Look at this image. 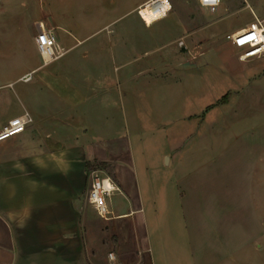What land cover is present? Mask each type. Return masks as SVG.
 I'll list each match as a JSON object with an SVG mask.
<instances>
[{
  "label": "crops",
  "instance_id": "crops-1",
  "mask_svg": "<svg viewBox=\"0 0 264 264\" xmlns=\"http://www.w3.org/2000/svg\"><path fill=\"white\" fill-rule=\"evenodd\" d=\"M9 13L13 8L0 9V129L24 111L33 121L0 146V264H97L90 255L84 212L94 210L87 192L89 164L95 163L114 167V181L122 191L114 197L124 204L117 210L112 199L111 207L116 218L131 221L137 245L130 264H263L250 256L251 247L260 256L262 244L258 248L252 243L264 237L256 223L264 219L262 142L252 144L259 146L240 166L250 192L240 200L235 216L224 180L231 167L206 164L194 168L193 176L175 167V175L165 183V202H172L173 213L158 214L156 200L149 197L150 183L143 189L133 170L131 141L115 127L119 103L134 105L121 87L130 78L129 70L121 74L112 69L119 60L128 65L122 55L126 46L113 39L111 44L110 38L92 42L93 30L76 37L69 18L53 9L27 8L19 17ZM40 22L66 50L48 64L40 62L35 43ZM15 36L26 67L18 66L19 52L11 50ZM74 37L75 44L70 42ZM80 42L90 43L84 52L67 56ZM27 73H32L28 82L36 78L34 84L4 90ZM15 74L20 75L8 81ZM106 264L122 262L116 256Z\"/></svg>",
  "mask_w": 264,
  "mask_h": 264
},
{
  "label": "rangeland",
  "instance_id": "rangeland-1",
  "mask_svg": "<svg viewBox=\"0 0 264 264\" xmlns=\"http://www.w3.org/2000/svg\"><path fill=\"white\" fill-rule=\"evenodd\" d=\"M148 1L0 0V9L13 8L14 13H9L13 17L21 16L27 8L53 9L69 18L76 37L83 38L85 32L93 30L97 32L92 42L110 38L111 44L113 39L122 44L121 48L125 45L122 55L128 65L119 60L112 69L121 74L124 68L129 70L130 78L121 87L134 105L119 103L114 109L118 113L115 127L131 141L133 170L143 189L150 183L149 197L156 200L157 213L165 215L173 208L172 202L169 206L165 202V183L175 175V167L193 176L197 173L194 168L206 164L231 167L224 180L235 216L240 200L250 192L240 166L250 150L259 146L252 144L262 142L258 149L264 150V56L241 60L242 49L232 45L228 35L254 21L252 12L263 19L264 0H222L213 8L200 7L195 0H170L171 11L153 24L144 23L134 9ZM12 32L15 35L18 30ZM75 39L70 38V42L75 44ZM87 44L78 43L67 56L84 52ZM10 47L19 52L18 66L26 67L16 36L11 38ZM19 75L8 81H15ZM35 81L18 80L13 88L4 90H23ZM195 155L200 158H193ZM124 164L127 171L128 164ZM96 168L114 180L113 165L95 163L89 172ZM112 199L117 210L124 204L117 197ZM84 212L93 261L106 264L113 252L122 264H130L137 249L131 221L105 220L86 208ZM256 223L264 230V219ZM252 244L262 252L257 257L255 253L260 252L251 247L252 260L264 264V237Z\"/></svg>",
  "mask_w": 264,
  "mask_h": 264
},
{
  "label": "built area",
  "instance_id": "built-area-1",
  "mask_svg": "<svg viewBox=\"0 0 264 264\" xmlns=\"http://www.w3.org/2000/svg\"><path fill=\"white\" fill-rule=\"evenodd\" d=\"M195 1L200 7L213 8L220 6L222 0ZM148 2H159V10H162L160 19L166 17L172 9L170 0H150ZM139 8L138 14L140 12ZM252 14L254 21L248 26L238 29L228 35L232 45L242 49L239 56L241 60L264 56V18H259L254 12H252ZM35 43L44 64L56 60L66 52V50L57 43L54 33L50 31L43 22L39 23ZM31 79L32 73H27L19 78V80L24 82H28ZM9 86H12V84H9ZM32 121L33 118L27 111L11 118L0 129V142L25 131ZM121 192L120 186L109 175L104 174L102 170L96 168L89 172L87 201L100 218L110 220L117 217L110 202L115 194ZM108 258L111 262L116 261V256L113 252L108 254Z\"/></svg>",
  "mask_w": 264,
  "mask_h": 264
},
{
  "label": "bare ground",
  "instance_id": "bare-ground-1",
  "mask_svg": "<svg viewBox=\"0 0 264 264\" xmlns=\"http://www.w3.org/2000/svg\"><path fill=\"white\" fill-rule=\"evenodd\" d=\"M158 6V7H157ZM139 16L147 24H153L154 22L160 20L162 16V10H159V2L151 3L148 2L139 8Z\"/></svg>",
  "mask_w": 264,
  "mask_h": 264
},
{
  "label": "trees",
  "instance_id": "trees-1",
  "mask_svg": "<svg viewBox=\"0 0 264 264\" xmlns=\"http://www.w3.org/2000/svg\"><path fill=\"white\" fill-rule=\"evenodd\" d=\"M89 166L91 167L92 165H91V164H89Z\"/></svg>",
  "mask_w": 264,
  "mask_h": 264
}]
</instances>
